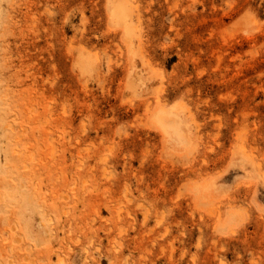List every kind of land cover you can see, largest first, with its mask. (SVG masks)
I'll list each match as a JSON object with an SVG mask.
<instances>
[{"label": "rangeland", "instance_id": "374dc122", "mask_svg": "<svg viewBox=\"0 0 264 264\" xmlns=\"http://www.w3.org/2000/svg\"><path fill=\"white\" fill-rule=\"evenodd\" d=\"M0 264H264V0H0Z\"/></svg>", "mask_w": 264, "mask_h": 264}]
</instances>
